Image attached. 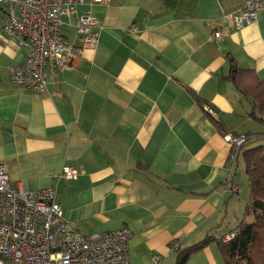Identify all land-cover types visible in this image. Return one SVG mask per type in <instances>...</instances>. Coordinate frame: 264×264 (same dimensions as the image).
<instances>
[{
  "label": "crops",
  "instance_id": "obj_1",
  "mask_svg": "<svg viewBox=\"0 0 264 264\" xmlns=\"http://www.w3.org/2000/svg\"><path fill=\"white\" fill-rule=\"evenodd\" d=\"M242 3L85 0L63 34L73 41L76 20L90 14L96 44L48 69L38 92L9 79L28 50L5 32L16 7L0 0V164L10 182L55 188L77 234L128 229L130 264H177L205 238L184 264H225L217 240L247 217L224 135H253L243 128L257 121L230 78L242 69L264 79V10L241 29L223 16ZM66 166L75 179L61 177Z\"/></svg>",
  "mask_w": 264,
  "mask_h": 264
},
{
  "label": "built area",
  "instance_id": "obj_2",
  "mask_svg": "<svg viewBox=\"0 0 264 264\" xmlns=\"http://www.w3.org/2000/svg\"><path fill=\"white\" fill-rule=\"evenodd\" d=\"M16 7L8 13L4 30L10 38L28 50L22 65L9 68V79L20 87L38 92L47 90L51 72L71 66L83 49L98 40L99 25L90 14H82L75 23L73 41L63 34L64 19L85 0H2ZM108 3L109 0H91ZM264 10V0H243L237 11L223 13L236 29L254 23ZM216 37L220 32L214 33ZM230 144L227 169L231 172L245 137L226 134ZM77 171L63 167L61 177L75 179ZM237 191V185H232ZM236 232L222 237L228 241ZM128 229L77 234L63 218L53 187L37 191L12 184L0 164V264H130ZM156 261V258H154Z\"/></svg>",
  "mask_w": 264,
  "mask_h": 264
},
{
  "label": "trees",
  "instance_id": "obj_3",
  "mask_svg": "<svg viewBox=\"0 0 264 264\" xmlns=\"http://www.w3.org/2000/svg\"><path fill=\"white\" fill-rule=\"evenodd\" d=\"M230 80L239 93L250 98V117L264 122V79L258 78L253 70L237 69L231 74ZM243 136L245 141L240 147L236 162L242 153L250 192L244 217L249 216L252 220L244 218L236 226L234 238L223 241L221 237L217 244L225 264H264V143H257L264 139V133ZM208 240L205 238L179 253L177 264H184L187 257Z\"/></svg>",
  "mask_w": 264,
  "mask_h": 264
},
{
  "label": "rangeland",
  "instance_id": "obj_4",
  "mask_svg": "<svg viewBox=\"0 0 264 264\" xmlns=\"http://www.w3.org/2000/svg\"><path fill=\"white\" fill-rule=\"evenodd\" d=\"M250 111V110H249ZM243 130H246L250 132L251 134H262L264 133V122L262 121H254L250 122L247 126L243 128ZM257 143H264V139H260ZM257 143H252V144H257ZM238 162H239V170H238V181L240 182V185L244 188V193L246 194V199H243L242 193L240 194L242 203L246 205L247 199L249 198L250 192H249V187H248V182H247V177L245 174V166H244V160L242 153H240L238 157ZM246 202V203H245ZM243 205V215H244V208L245 206ZM241 220V219H240ZM239 220V221H240ZM246 220H252L251 217H247Z\"/></svg>",
  "mask_w": 264,
  "mask_h": 264
}]
</instances>
